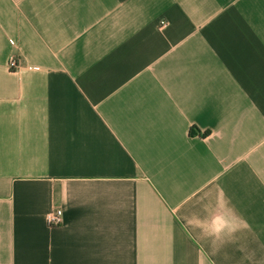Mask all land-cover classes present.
Segmentation results:
<instances>
[{"label":"crops","instance_id":"obj_1","mask_svg":"<svg viewBox=\"0 0 264 264\" xmlns=\"http://www.w3.org/2000/svg\"><path fill=\"white\" fill-rule=\"evenodd\" d=\"M0 264H264V0H0Z\"/></svg>","mask_w":264,"mask_h":264},{"label":"built area","instance_id":"obj_2","mask_svg":"<svg viewBox=\"0 0 264 264\" xmlns=\"http://www.w3.org/2000/svg\"><path fill=\"white\" fill-rule=\"evenodd\" d=\"M167 22L163 21L161 23V27H166ZM20 66V61L13 57L9 61V69L14 71ZM45 222L47 226L53 227V226H58L63 222V210L58 208L53 211H50L49 213L46 214L45 216Z\"/></svg>","mask_w":264,"mask_h":264}]
</instances>
